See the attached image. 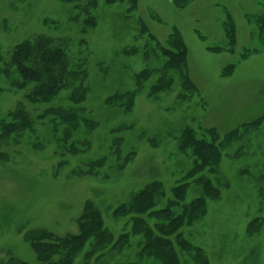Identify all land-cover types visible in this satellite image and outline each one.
I'll return each mask as SVG.
<instances>
[{
  "label": "rangeland",
  "instance_id": "obj_1",
  "mask_svg": "<svg viewBox=\"0 0 264 264\" xmlns=\"http://www.w3.org/2000/svg\"><path fill=\"white\" fill-rule=\"evenodd\" d=\"M262 20L264 0H0V264L54 263L90 208L104 240L71 264H168L157 235L175 264H264ZM40 36L77 72L48 100L13 57Z\"/></svg>",
  "mask_w": 264,
  "mask_h": 264
},
{
  "label": "trees",
  "instance_id": "obj_2",
  "mask_svg": "<svg viewBox=\"0 0 264 264\" xmlns=\"http://www.w3.org/2000/svg\"><path fill=\"white\" fill-rule=\"evenodd\" d=\"M263 24H264V20ZM14 62L18 68L23 71L26 82H35L34 91L31 94L34 99L48 100L54 96L61 89L68 85H73V80L69 84V79L72 75L77 74L76 71L70 70L67 67V55L65 47L62 45H54L52 41H49L45 36H40L35 42H24L19 44L14 51ZM25 82V83H26ZM83 87L76 86L71 98L74 101H81L85 96ZM56 115L63 118L71 126L77 127L79 125L80 116L79 109L71 108H59ZM70 126V127H71ZM216 140L212 139L210 143L213 146V150H218ZM186 142V141H185ZM156 186L154 184L147 185L141 192H139V198L133 203L137 206V210L142 205L151 203L156 192ZM201 207V205H199ZM200 207H194L193 212L198 211ZM125 207H122L124 209ZM101 215L94 209H88L82 215L81 228L82 231L75 235H68L63 240L51 241L47 245H52L58 248L60 257L52 264H71L72 256L74 253H78L84 246L86 239L89 235H98L102 239L105 236V230L102 228ZM96 224V225H95ZM174 230V229H173ZM172 230V231H173ZM166 232V233H171ZM46 236V232H41L39 239H43ZM164 241L162 236H154L147 243L148 253L163 259L168 264H175L177 260L174 259L173 249H165L161 247V242ZM99 248V247H98ZM63 252L65 253H62ZM47 253L48 250L46 249ZM45 254V250L42 251ZM14 262V260H12ZM15 264H28L23 260L18 261Z\"/></svg>",
  "mask_w": 264,
  "mask_h": 264
}]
</instances>
